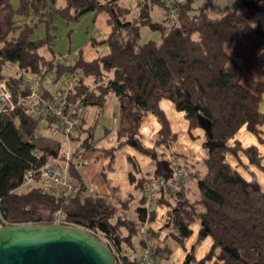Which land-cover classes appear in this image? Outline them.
I'll return each instance as SVG.
<instances>
[{"label": "trees", "instance_id": "trees-1", "mask_svg": "<svg viewBox=\"0 0 264 264\" xmlns=\"http://www.w3.org/2000/svg\"><path fill=\"white\" fill-rule=\"evenodd\" d=\"M235 1L237 5L232 10L221 14L213 12L215 0L177 2L176 21L170 22L161 0H143L137 13L120 0H0V81L6 82L14 101V106L0 110V215L7 225L53 223V215L61 211L66 222L84 227L103 240L113 251L116 264H142L130 252L139 242L138 226L156 218V211L148 205L147 190L157 179L173 178L172 170L189 169L187 163L177 166L178 161L172 167L174 160L182 158L173 154V163L167 161L170 173L157 177L145 173L137 178L131 171V180L137 182L136 191L125 200L113 203L103 195H88L87 184L74 160L97 149L85 118L69 136L79 146L67 159L69 175L81 185L79 193L71 198L52 196L39 185L21 191L25 172L30 168L40 172L49 162L40 139L46 134L44 131L55 127L52 118L26 112L25 100L30 94L26 78L30 74L45 77L51 73L56 80L67 71L82 68V82L70 94L71 102L103 108L107 96L115 94L123 110L132 109L135 114V125L132 130H125L124 143L132 144L159 165L163 161L158 160L155 148L145 146L136 134L142 121L153 113L161 124L157 143L170 146L176 140L160 107L162 99L171 100L184 112L190 131L206 129L210 123V130H205L204 144L209 151L203 161L206 171L200 175L189 170L191 178L195 173L198 176L197 197H178L177 189L162 187L156 199L157 204L169 206L167 224L161 230L149 229L155 241L156 260L163 229H167L164 242L173 239L186 248L193 233L192 224L198 222V242L210 236L213 244L203 258L197 260L193 255L192 261L264 264V186L254 172L246 178L239 170V165L245 168L251 164L264 170V153L258 145L244 146L236 138L245 127L264 146V26H249L258 11L264 10V3ZM156 3L164 10L161 21L152 17V5ZM91 11H104L109 16L111 31L107 38L93 40L94 44L107 43L109 53L92 60L81 54L71 65L58 63L54 52L56 20L77 22ZM41 25L45 26V33L35 37ZM145 27L157 30L160 37L143 41ZM235 42L246 48L245 61L227 47ZM45 48L52 57L42 52ZM7 65L16 67L18 72L6 75ZM247 69L254 76L248 80ZM43 94L52 92L45 87ZM120 146L104 151L113 158ZM241 154L248 163L243 162ZM228 156H233L238 164H232ZM131 161L137 168V163ZM167 195L175 197V202H168Z\"/></svg>", "mask_w": 264, "mask_h": 264}, {"label": "crops", "instance_id": "crops-1", "mask_svg": "<svg viewBox=\"0 0 264 264\" xmlns=\"http://www.w3.org/2000/svg\"><path fill=\"white\" fill-rule=\"evenodd\" d=\"M120 1L125 6L131 7L134 13H137L140 10L138 5L143 0ZM201 2H204V0H201ZM235 5H237L236 1L234 2V7ZM99 13L100 12L95 11L88 12L79 21H77L80 22L82 28L85 29V33L82 35V38L79 37L78 34L77 38H75L77 40V49L73 50L74 44L71 38V36L74 34L73 32H75L74 28L70 29L71 32L73 31L72 34L69 32L70 30L67 32L69 35V47L66 51L68 53L66 57L69 59V62L58 61V58V63L71 65L77 61L81 54L85 57V59L92 60L109 53L110 48L107 43H93L94 39L102 40L107 38L111 31V26L108 23L109 16L105 12V15L103 16L104 22H106V25H103L104 35L99 38L90 31L92 25H98L97 22L101 15H103V13ZM151 13L153 19L155 20L161 21L164 18V10L157 3L152 5ZM58 19L56 20V23L58 22ZM262 25L264 26V23ZM54 48L56 49V47ZM48 52L49 56L52 57L51 51ZM90 80L91 79H89V81ZM113 95L116 98H114ZM263 103L261 109L264 111ZM160 107L165 112L172 131L176 134V140L171 143L170 146L157 143V135L161 130V124L157 116L153 113L147 115V117L142 121L136 135L145 146L149 148H155L158 154V160L163 161L162 165L157 164V162H155L151 156L141 153L132 144L124 143L127 138L125 130H132L133 126L135 125V114L132 109L123 110L121 101L115 94H109L107 96V101L103 108L89 106L86 126L94 133L97 149L87 151L81 155L80 158L75 157L74 159L76 162H78L79 170L87 184L86 194L103 195L113 203H118L119 201L125 200L128 198L130 193L136 191L137 182H133L131 180V171L134 172L137 178L141 177L142 174L145 173L150 174L152 177H157L163 172L170 173L171 170L169 169V164L167 161H172L173 163V154H179L182 156V158L179 160H174L175 163L172 164V167H175L177 163L176 161H178L177 166L181 165L184 167L187 163L189 164L188 170H192L200 175L204 174L206 167L203 161L208 157L209 154L208 148L204 144L206 141L205 129L199 127L190 131L189 121L185 117L184 112L179 111L174 103L169 99H162L160 102ZM244 128L245 127H243L240 131L244 134L243 136L245 139L238 137V134L236 135V138H238L244 146L258 145L261 153L263 154L264 146L260 144L255 135L251 134L250 136L243 132ZM262 129L264 130V126ZM40 143L45 148L46 153L49 155L50 163L59 162L64 164L67 159L65 158L67 157V151L64 149L71 145L72 150H70L72 152L73 149L79 146L78 142H74L70 138H65L62 136L51 137L48 133H46L40 139ZM119 144H122V146H120L115 151L113 158L110 154H107L106 151H104L105 149L109 150ZM228 158L232 164H238L237 160L233 156H228ZM241 158L243 162L248 163L247 157L245 155L241 154ZM132 159L137 163V168L133 167L131 161ZM262 164L264 166V158L262 159ZM239 170L246 178H251L250 173L254 172L257 175L260 183L264 186L263 169L251 164L245 168L239 165ZM175 172L176 171L173 172L172 170V173ZM196 173L189 180L178 182L176 187L178 197H189L192 199L197 197L198 176ZM166 199L168 202H175L176 200L175 197L168 195ZM137 204L138 203H136L132 208L131 212L133 215L134 210L137 208ZM151 209L156 211V218L152 223L149 222L150 226L155 230H161L164 223H166V216L169 206L157 204V202L154 201L151 203ZM200 227L201 225L198 222L192 224V229L193 231L195 230V234L193 236L191 235L192 237L190 236L187 239L186 248L182 247L175 240H173L175 245L171 246L172 239H168L166 242H164L163 240L167 233V229H163L160 235V244L157 246L158 256L161 255L169 261L171 255L176 251L178 254H180V261L178 264H185L189 257L191 258L189 264H198V261H192L193 255L197 260H200L210 250L213 244V240L210 236L205 237L200 240V242H198ZM195 243L196 246H194ZM173 250L174 252L172 253ZM138 251L139 248L137 242L134 245V249H132L130 252L131 256L139 258ZM190 252H192V254ZM169 264H171V262H169ZM207 264L213 263L208 262Z\"/></svg>", "mask_w": 264, "mask_h": 264}, {"label": "built area", "instance_id": "built-area-1", "mask_svg": "<svg viewBox=\"0 0 264 264\" xmlns=\"http://www.w3.org/2000/svg\"><path fill=\"white\" fill-rule=\"evenodd\" d=\"M161 1L163 2L167 18L170 22H175L177 15L176 3L184 0ZM81 72L80 69H75L65 72L59 79L55 80L54 78L55 87L53 88L48 87L46 84L51 82V80L45 78L46 76L41 78L38 75H28L26 78V84L30 89V94L25 100L26 112L45 119L52 118L55 128L48 133L51 137L57 134H63L67 137L71 136L87 118L89 106L81 102H71L70 100L72 91L81 85ZM43 73L45 72L43 71ZM45 87L50 89L51 95L44 96L43 90ZM12 106H14L12 93L8 89L6 82L0 81V110L2 111ZM35 154L37 155V153ZM67 159L64 164L48 162L40 172L34 168L28 169L24 174L21 188L29 189L39 185L44 193L52 196L65 198L76 196L81 189V185L69 175ZM190 178L189 170L180 168L176 170L174 177L171 179H157L147 190L148 205L150 206L152 202L156 201L162 187H168L174 191L179 181L189 180ZM52 221L53 223L74 225L69 224L62 218L61 211L53 215ZM1 225H7L2 215H0ZM150 227V223L147 221L139 225L137 230L139 238L138 255L142 264L157 263L154 253L155 241L149 233Z\"/></svg>", "mask_w": 264, "mask_h": 264}, {"label": "water", "instance_id": "water-1", "mask_svg": "<svg viewBox=\"0 0 264 264\" xmlns=\"http://www.w3.org/2000/svg\"><path fill=\"white\" fill-rule=\"evenodd\" d=\"M0 264H116V259L111 248L84 227L16 223L0 226Z\"/></svg>", "mask_w": 264, "mask_h": 264}, {"label": "rangeland", "instance_id": "rangeland-1", "mask_svg": "<svg viewBox=\"0 0 264 264\" xmlns=\"http://www.w3.org/2000/svg\"><path fill=\"white\" fill-rule=\"evenodd\" d=\"M16 1V0H15ZM234 2L235 0H215V3L213 5V12L215 14H221V13H225L226 11H229V10H232L234 8ZM103 13V15H101V17L99 18L98 20V25H92L90 31L92 33H94L97 37H102L103 34V25H106V22H104V18L103 16L105 15L104 11H100L99 14ZM261 21V22H259ZM258 23H261L263 24L264 23V10L260 9L257 13V15H255L254 19H253V24H258ZM58 26L57 28L55 29L54 33L57 35L56 36V42H55V47L56 49L54 48V51L57 53V56H59V60L58 61H68L69 62V59H67V55L68 53L66 52L68 47H69V35L67 34V32L71 29V28H74L75 32H73L74 34L71 36L72 40H73V50L74 49H77V40L75 38H77V34L79 35V37L82 38V35H84L85 33V29L82 28V25L80 22H74V23H70L68 24L66 21H64L63 19L59 18L58 19V22H57ZM71 32V34H72ZM45 33V26L42 25L40 26V28L36 31L35 33V37H41V35L43 36ZM143 41L145 40H148L150 38H154V39H158L160 37V34L157 30L155 29H151L150 27H145L143 28ZM70 34V35H71ZM240 44L235 42L234 44L230 43L227 45V47L230 49V51H232L233 53H235L236 55L239 56V58H242L243 61H245L244 57H245V52H246V48L244 46H239ZM72 50V51H73ZM49 50H47L46 48L42 50V52L48 56H49ZM80 69L82 72V77H83V69L82 68H78ZM17 70V71H16ZM44 72L47 71V68L46 69H43ZM4 72L6 73V75H15L16 72H18V69H16V67H11L9 65L5 66L4 68ZM30 75H33V76H36L38 75V77H43L42 74H30ZM246 78L248 80L253 78V73L251 71H249L247 69L246 71V74H245ZM45 78L51 80L50 83H46L48 85V87L50 88H53L55 87V84H54V77L53 75L50 73L49 75H47ZM91 81V80H90ZM250 82V81H248ZM114 96V95H113ZM114 98H116L114 96ZM264 105V103H263ZM55 127H53L52 129H54ZM243 132H245L246 134L250 135L251 136V133L248 132L245 128L243 129ZM44 133H49L47 131H44ZM244 134L241 133V131L238 132V137H241L242 139H245ZM55 136H62V137H65V138H69L63 134H57ZM54 137V136H52ZM72 150V146H68L66 147L64 150L67 151V157H70V152ZM35 153H37L38 155V152L36 151ZM69 154V155H68ZM50 163V162H49ZM21 191H25L26 189L25 188H21L20 189ZM195 234V230L193 231V234L192 236ZM191 236V237H192ZM175 243L173 242V239H172V243H171V246H174ZM176 250V249H175ZM174 252V250L172 251V253ZM170 260H166V258H164L163 256L159 255L158 256V263L157 264H169V262H171V264H178V262L180 261V254H178L176 251L171 255V257L169 258ZM168 262V263H167Z\"/></svg>", "mask_w": 264, "mask_h": 264}, {"label": "clouds", "instance_id": "clouds-1", "mask_svg": "<svg viewBox=\"0 0 264 264\" xmlns=\"http://www.w3.org/2000/svg\"><path fill=\"white\" fill-rule=\"evenodd\" d=\"M260 2H261V3H264V0H260ZM249 26H251V27H255V26H256V24L249 25Z\"/></svg>", "mask_w": 264, "mask_h": 264}]
</instances>
